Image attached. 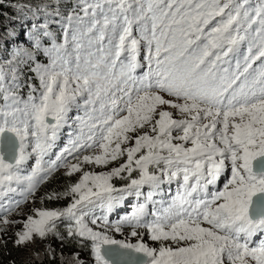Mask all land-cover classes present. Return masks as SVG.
Here are the masks:
<instances>
[{"label": "snow or ice", "instance_id": "obj_1", "mask_svg": "<svg viewBox=\"0 0 264 264\" xmlns=\"http://www.w3.org/2000/svg\"><path fill=\"white\" fill-rule=\"evenodd\" d=\"M0 264H264V0H0Z\"/></svg>", "mask_w": 264, "mask_h": 264}, {"label": "trees", "instance_id": "obj_2", "mask_svg": "<svg viewBox=\"0 0 264 264\" xmlns=\"http://www.w3.org/2000/svg\"><path fill=\"white\" fill-rule=\"evenodd\" d=\"M6 11H9V13H10V10L6 9ZM3 24L7 25V24H9V21L8 20H3ZM64 184H65V181L63 180V178L59 177L58 179H54L52 182H50L49 183V187L50 186H55V187L59 188L60 186H63ZM51 189L52 188L50 187L49 190H51ZM119 211H120V215H123L125 209L121 208ZM114 218H115V216H114ZM12 256L16 257L17 260H22L23 259V258H21L19 255L15 254V253H12Z\"/></svg>", "mask_w": 264, "mask_h": 264}, {"label": "rangeland", "instance_id": "obj_3", "mask_svg": "<svg viewBox=\"0 0 264 264\" xmlns=\"http://www.w3.org/2000/svg\"><path fill=\"white\" fill-rule=\"evenodd\" d=\"M101 169H97V171H100ZM60 174H57V176H58V178L59 177H62L61 175L59 176ZM58 178H56V179H58ZM63 178V177H62ZM75 178V177H74ZM63 180L65 181V179L63 178ZM52 182V181H51ZM66 183V182H65ZM65 185V184H64ZM63 185V186H64ZM63 186H60L59 188H57V187H55V186H50L51 188H57L58 190H62V188H63ZM47 188H48V190L50 189V187H49V185H47L46 186ZM174 190V189H173ZM61 203H63V202H61ZM9 248H10V250H11V254L12 253H15V254H17V255H19L21 258H23L24 259V257H25V253H23V252H20V251H18V250H16V249H12L11 248V245L9 246ZM82 259L84 260V261H86V262H88V261H90V259H91V257L89 256V254L87 253V252H84V253H82Z\"/></svg>", "mask_w": 264, "mask_h": 264}]
</instances>
